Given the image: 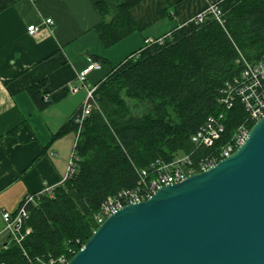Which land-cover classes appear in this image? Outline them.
Here are the masks:
<instances>
[{
  "label": "trees",
  "instance_id": "obj_1",
  "mask_svg": "<svg viewBox=\"0 0 264 264\" xmlns=\"http://www.w3.org/2000/svg\"><path fill=\"white\" fill-rule=\"evenodd\" d=\"M142 1L118 0L110 21L106 1L97 2L103 17L97 31L105 45L135 30L131 10ZM12 4L0 0V13ZM220 6L225 25L214 18L183 25L162 43L145 44L100 82L95 91L99 109L86 119L77 141L75 174L27 205L25 226L31 232L21 245L3 243L0 262L30 264L22 247L32 260L63 254L70 260L98 227L102 203L135 187L138 171L185 154L196 162L207 156L212 148L197 147L191 138L210 116L223 115L225 131L217 145L229 142L247 122L240 101L227 109L219 99L225 83L241 74L242 58L264 59V0H223ZM39 87L31 92L43 108L47 103ZM77 129L74 118L64 128Z\"/></svg>",
  "mask_w": 264,
  "mask_h": 264
},
{
  "label": "crops",
  "instance_id": "obj_2",
  "mask_svg": "<svg viewBox=\"0 0 264 264\" xmlns=\"http://www.w3.org/2000/svg\"><path fill=\"white\" fill-rule=\"evenodd\" d=\"M101 0H14L0 13V241L6 244L2 213L15 212L25 195L60 185L77 138L64 130L82 107L87 87H97L113 67L140 51L148 37L169 35L220 0H144L131 10L135 30L105 45L97 27ZM110 21L118 0H105ZM55 24L36 35L29 25L46 18ZM81 87L78 74L89 66ZM47 103L40 107L32 88ZM80 86L73 92L71 86ZM49 100H45V97Z\"/></svg>",
  "mask_w": 264,
  "mask_h": 264
},
{
  "label": "water",
  "instance_id": "obj_3",
  "mask_svg": "<svg viewBox=\"0 0 264 264\" xmlns=\"http://www.w3.org/2000/svg\"><path fill=\"white\" fill-rule=\"evenodd\" d=\"M67 264H264V116L229 157L106 217Z\"/></svg>",
  "mask_w": 264,
  "mask_h": 264
},
{
  "label": "built area",
  "instance_id": "obj_4",
  "mask_svg": "<svg viewBox=\"0 0 264 264\" xmlns=\"http://www.w3.org/2000/svg\"><path fill=\"white\" fill-rule=\"evenodd\" d=\"M220 1H209L207 6L198 11L185 25L190 23L202 24L208 18H214L221 25H225L224 12L220 6ZM55 24L52 18H46L39 24L29 25L27 31L30 35H36L45 28L51 29ZM165 36L162 37H148L146 45L155 43H162ZM243 70L240 75L227 81L221 89L219 101L227 108L234 107L237 101H240L248 113L247 122L238 127L231 140L220 146L217 143L225 131V126L222 121L223 115L220 117L210 116L204 124L192 135V142L195 146H205L212 148L211 152L199 159L197 162L193 160L191 154H185L177 157L170 162L158 161L151 165L150 168L138 171L139 178L137 185L133 188H126L120 190L115 195L108 197L96 215L98 223H102L106 217L122 208L129 203L140 202L150 198L163 185L181 182L192 174L206 171L216 165L220 160L229 157L233 154L246 140L251 129L250 122L255 123L264 116V59L260 61L251 62L242 58ZM89 66L78 74L80 86L86 85L87 75L90 71L100 68V63L89 58ZM80 86H71L73 92H76ZM97 87H87L86 98L82 104L81 109L75 116V123L79 127V132L82 129L86 119L91 115L94 109H99V105L95 98V91ZM49 100V97H45ZM79 136V134H78ZM74 145L71 157L68 161V168L66 176L63 181L72 177L78 166V155L76 153V145L78 137ZM62 181V182H63ZM55 186H45L37 193H29L25 195L21 201L18 209L15 212L4 211L2 217L4 220V228L2 233H7V242H15L18 245L26 234L31 232L30 227L25 226V221L29 218L27 205L36 203L41 196L45 194H52ZM2 243L0 241V250ZM23 253L29 259L30 264H67L69 259L66 254L57 258L38 257L36 260L29 258L26 250L22 247ZM0 264H5L0 262Z\"/></svg>",
  "mask_w": 264,
  "mask_h": 264
},
{
  "label": "rangeland",
  "instance_id": "obj_5",
  "mask_svg": "<svg viewBox=\"0 0 264 264\" xmlns=\"http://www.w3.org/2000/svg\"><path fill=\"white\" fill-rule=\"evenodd\" d=\"M237 48H239V47H237ZM137 53H139V51L137 52ZM239 62V61H238ZM133 102V101H132ZM95 110V109H94ZM93 110V111H94ZM83 128V127H82ZM82 130V129H81ZM81 130H80V132H81ZM80 132H79V127H78V129L76 130V133H77V136H78V134L80 135ZM79 137V136H78ZM222 143H219L218 144V146H220ZM8 234L7 233H4V236H7Z\"/></svg>",
  "mask_w": 264,
  "mask_h": 264
},
{
  "label": "bare ground",
  "instance_id": "obj_6",
  "mask_svg": "<svg viewBox=\"0 0 264 264\" xmlns=\"http://www.w3.org/2000/svg\"><path fill=\"white\" fill-rule=\"evenodd\" d=\"M78 76V75H77ZM86 81H87V79H86Z\"/></svg>",
  "mask_w": 264,
  "mask_h": 264
}]
</instances>
